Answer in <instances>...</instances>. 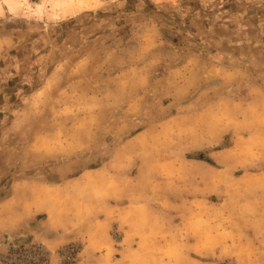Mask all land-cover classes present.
<instances>
[{
    "label": "rangeland",
    "instance_id": "obj_1",
    "mask_svg": "<svg viewBox=\"0 0 264 264\" xmlns=\"http://www.w3.org/2000/svg\"><path fill=\"white\" fill-rule=\"evenodd\" d=\"M225 149L230 171L194 158ZM99 167L95 182L145 207L130 230L148 250L127 261L235 264L195 253L209 226L192 200L264 167V0H0V198L19 172L55 182ZM1 243L0 264L37 243L49 264L86 254L82 240Z\"/></svg>",
    "mask_w": 264,
    "mask_h": 264
},
{
    "label": "crops",
    "instance_id": "obj_2",
    "mask_svg": "<svg viewBox=\"0 0 264 264\" xmlns=\"http://www.w3.org/2000/svg\"><path fill=\"white\" fill-rule=\"evenodd\" d=\"M205 142L208 146L212 140ZM220 151L209 152L216 166L201 160L200 163L212 172L230 171L222 163V159L233 161L230 150ZM105 169H85L75 177L55 182L42 180L38 175L14 174L16 182L0 198V250L4 248L1 242L5 236L27 234L52 249L71 241H84L86 254L80 264H132L127 255L148 250H142L136 233L130 230L137 223V211L145 207L135 205L127 194L115 199L107 185L95 182ZM3 185L0 179V193ZM210 191L202 194L207 199L195 195L197 198L192 200L194 217L201 218V205L206 207L205 222L209 226L208 246L201 247L205 238L194 234L195 253L230 257L235 264H264V167L230 178ZM212 195L216 201L208 200ZM223 218L224 223L218 222ZM115 224L122 232L117 243L111 235ZM220 230L224 232L215 234ZM121 253L124 257L114 261L113 255Z\"/></svg>",
    "mask_w": 264,
    "mask_h": 264
},
{
    "label": "built area",
    "instance_id": "obj_3",
    "mask_svg": "<svg viewBox=\"0 0 264 264\" xmlns=\"http://www.w3.org/2000/svg\"><path fill=\"white\" fill-rule=\"evenodd\" d=\"M16 250V249H15ZM14 264H49V257L46 247L42 244L24 245L16 250ZM75 251L72 249V252Z\"/></svg>",
    "mask_w": 264,
    "mask_h": 264
},
{
    "label": "trees",
    "instance_id": "obj_4",
    "mask_svg": "<svg viewBox=\"0 0 264 264\" xmlns=\"http://www.w3.org/2000/svg\"><path fill=\"white\" fill-rule=\"evenodd\" d=\"M194 158L198 159V160H202V161H206V162L212 163V161L210 159H208V158H206L204 156H201V155L195 156Z\"/></svg>",
    "mask_w": 264,
    "mask_h": 264
}]
</instances>
